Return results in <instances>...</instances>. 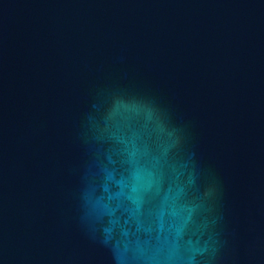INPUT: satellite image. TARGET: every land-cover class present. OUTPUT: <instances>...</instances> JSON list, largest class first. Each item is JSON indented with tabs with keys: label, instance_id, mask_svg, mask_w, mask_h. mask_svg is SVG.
Listing matches in <instances>:
<instances>
[{
	"label": "water",
	"instance_id": "water-1",
	"mask_svg": "<svg viewBox=\"0 0 264 264\" xmlns=\"http://www.w3.org/2000/svg\"><path fill=\"white\" fill-rule=\"evenodd\" d=\"M0 264H264V0H0Z\"/></svg>",
	"mask_w": 264,
	"mask_h": 264
}]
</instances>
